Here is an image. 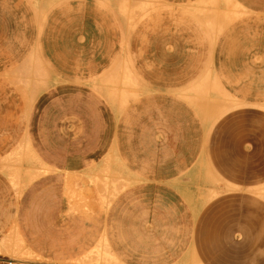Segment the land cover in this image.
Masks as SVG:
<instances>
[{
	"label": "crops",
	"instance_id": "crops-1",
	"mask_svg": "<svg viewBox=\"0 0 264 264\" xmlns=\"http://www.w3.org/2000/svg\"><path fill=\"white\" fill-rule=\"evenodd\" d=\"M135 1L0 0V264H264V0Z\"/></svg>",
	"mask_w": 264,
	"mask_h": 264
},
{
	"label": "bare ground",
	"instance_id": "bare-ground-1",
	"mask_svg": "<svg viewBox=\"0 0 264 264\" xmlns=\"http://www.w3.org/2000/svg\"><path fill=\"white\" fill-rule=\"evenodd\" d=\"M151 1V0H150ZM230 2V4L232 5V4H234V5H236L235 4V2L233 3V1L232 0H229ZM228 2V1H227ZM156 3L157 2H149V1H147V0H136L135 1V9H137L136 10V16H135V21L134 22H138V19H140L141 17H142V15H144L145 14V11L146 10H150V9H153L154 7L156 8ZM157 7H158V4H157ZM124 18V17H123ZM124 20H126V18L125 19H123V21ZM125 22V21H124ZM123 23V22H122ZM128 23V22H127ZM125 24V23H124ZM125 26H129L128 24L126 25L125 24ZM131 26V25H130ZM129 26V27H130ZM131 28V27H130ZM129 28V29H130ZM128 29V28H127ZM124 31H126V28L124 27ZM126 36V35H125ZM213 37V36H212ZM215 37V36H214ZM127 39V38H126ZM124 49H126V48H124ZM123 50V49H122ZM123 55V54H122ZM120 68H121V66H120ZM121 74L123 75V79H124V81H123V83L126 85L127 83H129L131 86H134V90H135V96L136 95H138V94H140L141 93V91H143V89H146V88H143V83H142V81L140 80V78L135 74V72H133L129 67H127V65H125L124 66V68H123V70L121 71ZM212 74V73H211ZM211 78H212V76H211ZM99 80V79H98ZM209 80V79H208ZM208 80L206 79L205 80V83L204 82H201L196 88H195V90H197V92H196V94L197 93H199V92H204L203 94H205L208 98H211L210 100H212V101H218V100H220L219 102H217L216 104H213V105H217V104H220L221 105V107L223 108V111L222 112H224V111H226V110H229L230 108H232V107H234V106H236L237 105V101L232 97V96H230V94H228V93H226V92H224L221 88H220V86L218 85L219 83H217L216 82V80H214V82L215 83H209L208 82ZM202 81H203V79H202ZM205 84H207V85H205ZM204 85H205V87H204ZM211 85V87H209ZM102 86V85H101ZM194 88V87H193ZM107 89V88H106ZM105 90V89H104ZM191 89H189L188 91H190ZM210 90V91H209ZM192 91V90H191ZM209 91V92H208ZM212 91H213V93L216 95V97H217V95H218V99L217 98H215V97H213V99H215V100H213L212 99V97H210L209 96V93L211 92L212 93ZM208 92V93H207ZM185 94H188V93H186V92H184ZM194 94V93H193ZM192 94V95H193ZM208 94V95H207ZM189 95V94H188ZM191 95V94H190ZM214 95V96H215ZM219 95H221L222 97H220ZM192 97H195V96H192ZM122 98H124V102H126V100H127V97L125 96V94H123V97ZM201 98V97H200ZM217 99V100H216ZM209 100V101H210ZM208 101V100H207ZM210 104H211V102H209ZM212 103H215V102H212ZM212 105V104H211ZM220 105H218V106H220ZM217 106V107H218ZM200 108V107H199ZM206 108H208V107H206ZM201 109H202V107H201ZM218 112H220V111H218ZM216 113V115H218V113L217 112H215ZM201 114H203V113H201ZM220 114V113H219ZM204 116V115H203ZM207 116H208V113H207ZM206 117V116H205ZM209 117V116H208ZM207 117V118H208ZM211 117V116H210ZM207 118H205V120L207 119ZM209 119V118H208ZM212 120V119H211ZM207 121V120H206ZM209 130V129H208ZM212 172H213V170H211ZM214 173V172H213ZM217 183V182H216ZM223 185V184H222ZM216 188V187H215ZM215 188H214V190H215ZM261 193V192H260ZM262 193H263V195H264V190H262ZM210 194V193H209ZM208 194V195H209ZM202 207V206H201ZM109 260L110 261H114V262H116V260H115V258L112 256V255H110L109 254ZM194 260V259H193ZM186 263V262H185ZM119 264V263H118ZM186 264H188V263H186ZM192 264H200V262H198V260H194L193 261V263Z\"/></svg>",
	"mask_w": 264,
	"mask_h": 264
},
{
	"label": "rangeland",
	"instance_id": "rangeland-1",
	"mask_svg": "<svg viewBox=\"0 0 264 264\" xmlns=\"http://www.w3.org/2000/svg\"><path fill=\"white\" fill-rule=\"evenodd\" d=\"M215 3H217V2H215ZM218 4H219V2H218ZM149 10V9H148ZM151 10V9H150ZM149 10V11H150ZM146 13H148V12H146ZM216 14V13H215ZM141 19V18H140ZM140 19H138V20H140ZM212 20V19H211ZM212 22V24H213V21H211ZM198 94H202V93H198ZM205 95V94H204ZM206 101V100H205ZM212 180H215V182H212ZM206 181H209V182H211V184H210V186H213L214 188H215V190L217 189V186L220 184V183H222L221 182V180L220 179H218V178H216V177H214V179L213 178H209V179H206ZM217 182V183H216ZM228 183V182H227ZM208 189H205V192H204V195L206 196L208 193H209V191H207ZM218 190H216V193H215V195H217V192ZM214 192V191H213ZM214 194V193H213ZM200 261H201V259H200ZM191 261H189V264H191L190 263ZM202 262V264H204L203 263V261H201Z\"/></svg>",
	"mask_w": 264,
	"mask_h": 264
}]
</instances>
